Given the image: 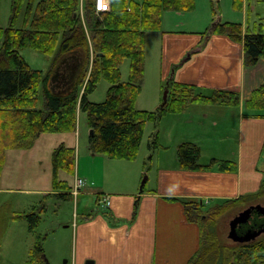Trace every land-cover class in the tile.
<instances>
[{"label": "crops", "instance_id": "crops-1", "mask_svg": "<svg viewBox=\"0 0 264 264\" xmlns=\"http://www.w3.org/2000/svg\"><path fill=\"white\" fill-rule=\"evenodd\" d=\"M245 9L248 6L242 10ZM197 10L198 6L193 12ZM172 15L174 23L182 26L198 21L192 12ZM160 32L165 53L160 82L168 81L175 69L173 78L177 81L194 84L205 94L216 89L237 91L240 103H191L182 112L163 115L157 125L152 124L151 133L152 136L158 130L160 146L152 151L148 143L143 158L139 159L138 154L135 159H120L125 161L123 164L93 153L89 137H83L78 127L74 133H43L33 147L7 151L0 198H5L2 193L11 190L15 183H22L21 190L25 193L48 197L71 192V189L56 191L52 187L54 149L62 142L76 148L74 174L60 175L71 187L77 177H83L85 188L72 197L76 200L95 195L98 207L83 213L80 221L78 214L77 220L73 219L76 237L72 264H88V260H93L92 264H188L201 246L202 230L199 222L187 218L181 200L203 199L216 204L246 195L256 196L264 181V111L250 109L246 104L252 92L264 84V56L248 66L243 44L228 35L212 32L204 35L198 29ZM73 55L61 59L53 73L51 87L56 92L66 90L72 83L69 67L74 64ZM153 99L154 103H148L146 109L154 110L163 104L161 93H156ZM184 141L199 144L201 156L209 149L210 162L233 160L231 156L237 155L233 161L238 169L225 171L217 164L206 170L182 168L178 145ZM121 164L130 170H122ZM30 180L34 181V187ZM106 196L109 204L101 199ZM15 211L24 210L10 213L1 241L11 236L10 229L23 225L19 224L20 219H13ZM30 250L29 247L27 252ZM28 260L29 256L27 263H39Z\"/></svg>", "mask_w": 264, "mask_h": 264}, {"label": "trees", "instance_id": "trees-1", "mask_svg": "<svg viewBox=\"0 0 264 264\" xmlns=\"http://www.w3.org/2000/svg\"><path fill=\"white\" fill-rule=\"evenodd\" d=\"M211 3L215 19L218 11L215 1ZM82 4L85 22L80 11ZM234 6L242 10L244 0H234ZM196 8L197 0H111V9L100 12L97 0H11L9 24L0 25V178L6 150L29 149L43 133H74L78 110L86 114L89 147L93 153L131 160L138 155L148 122L157 125L163 115L182 112L191 103L238 105L240 95L237 91L216 89L205 94L196 85L175 78L167 81V100L160 107L149 110L137 105L145 75L147 32L162 31L166 12L191 13ZM22 16L23 25L19 27L17 23ZM209 32L226 34L241 42L248 66L255 65L264 56V22L261 19L247 25L220 20L202 33ZM25 47L52 57L49 70L32 68L20 53ZM73 53L80 56V69L66 90L56 92L51 87L53 73L61 59ZM126 58L130 59V75L128 80H123L121 66ZM101 79L110 82L107 97L101 102L92 101L89 94ZM40 90L44 96L41 108L38 107ZM246 104L250 109L264 111V84L252 92ZM158 137L156 129L149 141L152 151L160 146ZM201 153L196 142L180 143L181 167L206 170L217 164L225 171L238 169L233 160L212 159L202 164ZM51 166L53 189H72L60 174H74L76 148L65 142L57 145ZM57 195L73 198L69 192ZM256 196H264V181ZM256 196L227 199L210 204L206 210L203 199H182L187 218L199 222L201 230L202 225H206L202 230L201 246L188 264H264V237L229 246L213 230L228 208ZM40 218L35 209L13 213V219H26L31 230L38 226ZM207 226L213 228L209 230ZM42 239L38 236L31 248L30 263L48 264Z\"/></svg>", "mask_w": 264, "mask_h": 264}, {"label": "rangeland", "instance_id": "rangeland-1", "mask_svg": "<svg viewBox=\"0 0 264 264\" xmlns=\"http://www.w3.org/2000/svg\"><path fill=\"white\" fill-rule=\"evenodd\" d=\"M39 1V0H37ZM107 1V0H104ZM111 3V0H109ZM215 8L218 11L217 16L214 19L212 0H197L198 10L193 12V17L197 18L198 21L194 20L195 23H190L182 26L175 22L172 18L174 12H166L169 15L164 14L162 30L180 31V30H196L199 32H206L213 24L220 21L217 20L218 17L221 21H236L241 22L244 25L253 23L256 20L261 19L264 22V0H244V6H248L246 10L236 9L234 6V0H214ZM11 13V0H0V25L7 26L10 20ZM188 14V13H187ZM192 20V19H190ZM196 25L192 27V25ZM17 25L22 27L23 16L18 21ZM160 31H148L146 34V49H145V76L142 83V92L140 96V101L137 103L139 108H145L148 103H154V95L156 93H161L164 97V92L167 81L164 80L160 82L159 72L162 65V56L165 55L162 50V38ZM199 33V34H201ZM205 35V34H204ZM226 35V34H225ZM20 53L28 61L34 69H40L46 72L51 67L52 57L46 56L41 52H38L30 47H25L20 50ZM74 54V53H73ZM76 54V53H75ZM73 55V66L69 67V72L72 73L74 77L80 69L81 60H79V54ZM93 53H91L93 61ZM70 60V59H69ZM247 65V64H246ZM122 79L128 80L130 75V59L126 58L121 66ZM110 86V82L106 79H101L98 83L97 88L89 94V99L96 102L104 101L107 97V90ZM210 92V91H208ZM38 100V107H44V96L43 91L40 90ZM152 105V104H151ZM153 123L148 122L146 125L144 137L139 149V159L143 158L144 153L148 151V143L151 138V133L153 132ZM77 127L80 128L84 135L83 137H89V127L87 124L86 114L84 112H79ZM156 128V127H155ZM56 133V132H55ZM6 150V154H7ZM151 153V152H150ZM170 154V153H169ZM211 154L209 149L205 151L201 158V163L210 162ZM234 160L237 155H232ZM118 164L124 163V160L117 159ZM6 164V162H5ZM122 170L129 171L128 166H122ZM5 167V165H4ZM4 169V168H3ZM2 175V174H1ZM82 177H77L79 181ZM1 179V178H0ZM30 180L31 187L35 184ZM22 183H15L13 188L9 191L2 193L5 198H0V264H29L26 258L29 256L28 248H32L34 242L39 235L42 236L43 246L45 249L46 260L48 264H72L71 253L75 246V230L73 225V219L78 221L82 219L83 213L87 210H92L98 207L97 198H85L80 196L76 200L74 198H62L56 194L49 195L45 197L44 195H34L28 194L22 191ZM85 188V187H84ZM81 192L74 195H78ZM96 198V200H95ZM207 201V200H206ZM252 203L264 205V196L252 197L247 201H244L238 205L232 206L226 210L216 221L215 227L207 226V229L211 230L213 228L214 232L219 236L220 240L229 246L238 245V241H234L229 236L230 224L232 219L239 214L240 211L246 209ZM210 203L206 202L203 209H207ZM101 207H103L101 205ZM35 209L40 215V221L38 226L31 230L28 228V221L26 219H20L19 224L22 226H17L14 229H10V234L8 238L4 241L2 239V232L6 230L8 226V221L11 219L10 213L14 210H27L30 211ZM76 212V214H75ZM5 214V217L4 215ZM15 227V226H14ZM206 225H202V230ZM205 230V229H204ZM14 232V236L13 235ZM204 232V231H203ZM204 234V233H203ZM264 237V232L257 236L255 239ZM12 238V239H11ZM253 239V240H255ZM14 240V241H13ZM251 241V240H250ZM36 264H45L44 262H37Z\"/></svg>", "mask_w": 264, "mask_h": 264}, {"label": "water", "instance_id": "water-1", "mask_svg": "<svg viewBox=\"0 0 264 264\" xmlns=\"http://www.w3.org/2000/svg\"><path fill=\"white\" fill-rule=\"evenodd\" d=\"M175 69L172 70L170 78L174 76ZM168 89L164 92V101L167 100ZM93 132V130H91ZM252 224V225H250ZM247 228L245 231H241V227L244 226ZM264 232V205L252 204L246 209L239 212L236 215L230 224L229 236L238 242H247L255 239L257 236L261 235ZM88 264L94 263L93 260H88Z\"/></svg>", "mask_w": 264, "mask_h": 264}, {"label": "built area", "instance_id": "built-area-1", "mask_svg": "<svg viewBox=\"0 0 264 264\" xmlns=\"http://www.w3.org/2000/svg\"><path fill=\"white\" fill-rule=\"evenodd\" d=\"M98 8L100 10H110L111 9V3L109 0L107 1H104V0H98ZM85 185V180L83 178H80V180L78 181L77 178H76V181H75V186H74V192L76 191L79 192L82 187ZM104 201L107 202V198H104ZM109 203V201H108Z\"/></svg>", "mask_w": 264, "mask_h": 264}, {"label": "flooded vegetation", "instance_id": "flooded-vegetation-1", "mask_svg": "<svg viewBox=\"0 0 264 264\" xmlns=\"http://www.w3.org/2000/svg\"><path fill=\"white\" fill-rule=\"evenodd\" d=\"M250 225H252V224H250ZM246 229H247V228H246L245 225H244V226L241 227L240 230H241V231H245Z\"/></svg>", "mask_w": 264, "mask_h": 264}]
</instances>
